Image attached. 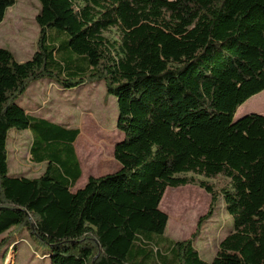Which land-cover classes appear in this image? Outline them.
Listing matches in <instances>:
<instances>
[{
  "label": "trees",
  "instance_id": "obj_1",
  "mask_svg": "<svg viewBox=\"0 0 264 264\" xmlns=\"http://www.w3.org/2000/svg\"><path fill=\"white\" fill-rule=\"evenodd\" d=\"M16 1L0 0V24ZM38 2L33 57L20 63L0 48V256L28 233L51 264H264V116L235 120L264 92V0ZM44 78L63 90L104 81L124 135L119 171L75 190L80 131L17 103ZM11 130L33 135L31 158L47 164L41 177L9 175ZM189 174L229 181L221 196L232 227L211 262L193 238H165L160 204L168 188L196 183ZM199 186L212 195L209 219L217 196Z\"/></svg>",
  "mask_w": 264,
  "mask_h": 264
},
{
  "label": "rangeland",
  "instance_id": "obj_2",
  "mask_svg": "<svg viewBox=\"0 0 264 264\" xmlns=\"http://www.w3.org/2000/svg\"><path fill=\"white\" fill-rule=\"evenodd\" d=\"M39 12L38 0H17L15 7L8 10L5 21L0 24V48L11 51L18 62L28 61L38 49L40 28L36 18ZM50 31L57 32L53 29ZM63 34L53 38L56 48L67 42L68 37ZM107 36L112 41L118 40L115 31ZM49 82L50 79L44 78L33 83L17 103L26 106L37 117L80 131L74 146L85 174L75 189L83 187L88 176L119 171L114 147L123 140L124 135L117 129V100L107 95L104 81L90 82L61 92L49 90ZM36 83L40 87L38 90L32 88ZM249 114L264 116V92L242 105L235 120ZM32 144L30 132L10 131L7 140L10 176L36 179L45 173L47 164H35L31 158ZM186 177L194 179L196 183L168 188L160 204L161 211L169 216L165 238L173 241L193 238L202 258L211 261L216 256L220 241L232 227V218L226 213L221 196L222 191L229 188V181L221 176L207 179L189 174ZM199 182L210 184L217 196L214 215L209 219H205V216L210 210L212 195L201 189ZM202 219L205 221L200 224ZM4 252L6 254L5 257L0 256V264H51L48 248L28 233L6 247Z\"/></svg>",
  "mask_w": 264,
  "mask_h": 264
},
{
  "label": "crops",
  "instance_id": "obj_3",
  "mask_svg": "<svg viewBox=\"0 0 264 264\" xmlns=\"http://www.w3.org/2000/svg\"><path fill=\"white\" fill-rule=\"evenodd\" d=\"M15 7V6H14ZM12 9V8H11ZM11 9H9V10H11ZM6 18V17H5ZM4 21H5V19H4ZM3 21V22H4ZM30 60V59H29ZM23 62H26V61H20V63H23ZM32 88H34L35 90H38V88H40V87H38V83H36V84H34V86L32 87ZM31 88V89H32ZM48 89L49 90H56V91H58V92H61V91H66V90H63V89H61L60 87H58L52 80H50V82H49V87H48ZM62 93H64V92H62ZM24 108H25V110L30 114V115H32V116H35V115H33V112H31V110L29 111L28 110V108H26V106H23ZM250 115V114H249ZM37 117V116H36ZM43 119H45V118H43ZM46 120H48V119H46ZM57 124V123H56ZM68 128V127H67ZM29 132V131H28ZM31 133V132H30ZM33 136V135H32ZM84 174H85V172L83 171V174H82V178H83V176H84ZM105 175H108V174H105ZM105 175H99V176H97V175H95V174H93V177H102V176H105ZM81 178V179H82ZM89 176H88V179H87V181H86V183L88 182V180H89ZM80 179V180H81ZM86 183H85V185H86ZM84 185V186H85ZM83 186V187H84ZM77 187V186H76ZM83 187H81V188H83ZM81 188H79V189H81ZM76 190V189H75ZM78 190V189H77ZM228 234V233H227ZM227 234H226V236H227ZM200 253V252H199ZM200 256H201V254H200ZM201 258H202V256H201ZM215 258V257H214ZM202 259H204V258H202ZM205 261H208V262H211V261H209V260H206V259H204Z\"/></svg>",
  "mask_w": 264,
  "mask_h": 264
},
{
  "label": "water",
  "instance_id": "obj_4",
  "mask_svg": "<svg viewBox=\"0 0 264 264\" xmlns=\"http://www.w3.org/2000/svg\"><path fill=\"white\" fill-rule=\"evenodd\" d=\"M116 146V145H115Z\"/></svg>",
  "mask_w": 264,
  "mask_h": 264
}]
</instances>
